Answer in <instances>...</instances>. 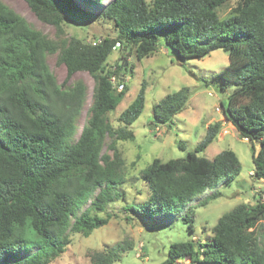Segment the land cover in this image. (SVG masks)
Returning a JSON list of instances; mask_svg holds the SVG:
<instances>
[{
  "label": "trees",
  "instance_id": "obj_1",
  "mask_svg": "<svg viewBox=\"0 0 264 264\" xmlns=\"http://www.w3.org/2000/svg\"><path fill=\"white\" fill-rule=\"evenodd\" d=\"M36 18L56 29L55 39L34 28L0 0V264H42L59 255L71 234L89 237L109 222L108 207L125 197V160L118 141H135L130 126L141 116L147 85L120 114L115 128L107 115L122 102L118 91L128 57L139 60L162 45L179 63L203 59L213 51L228 53L229 64L216 74L218 89L234 85L226 120L242 139L257 143L254 178L264 182V0H239L221 19L229 0H23ZM87 7V8H86ZM89 7V8H88ZM77 20L110 22L116 38L96 45L65 35L64 25ZM121 43L123 65L110 68L108 59ZM56 55L67 71L63 83L48 65ZM95 81L88 119L78 136L88 87L75 74ZM188 87L166 95L152 107V125L172 126L189 101ZM222 124L207 128L202 142L183 158H155L141 171L149 186L147 201L128 204L131 220L159 226L182 219L195 232V207L201 194L221 179H235L241 162L232 150L213 159L201 154L218 138ZM179 148L184 149L182 142ZM153 226V227H154ZM152 230V228H151ZM205 243L171 244L160 264H264V199L241 204L222 215ZM117 244L91 255V264H114L132 250Z\"/></svg>",
  "mask_w": 264,
  "mask_h": 264
},
{
  "label": "rangeland",
  "instance_id": "obj_2",
  "mask_svg": "<svg viewBox=\"0 0 264 264\" xmlns=\"http://www.w3.org/2000/svg\"><path fill=\"white\" fill-rule=\"evenodd\" d=\"M17 13L22 15L36 29L48 37L55 39L56 29L39 21L23 0H1ZM239 0H229L219 9L221 19L228 17ZM109 0H105L106 5ZM87 8V7H86ZM89 8V7H88ZM65 35L76 36L86 43L94 42L104 37L116 38L117 31L110 22L95 20L83 22L72 20L64 25ZM122 46L108 59L110 68L122 66ZM124 60V61H123ZM48 65L63 83L67 77L65 66L59 65L56 55H49ZM229 64L228 53L223 50L213 51L203 59H192L179 63L162 45L157 52L142 60L128 57L125 68L120 73L128 93L117 109L107 115L109 122L115 127H123L119 121L120 114L134 101L143 82L147 91L145 107L141 116L130 126L136 135L135 141H118L117 147L125 160L127 183L122 186L125 197L108 207L111 219L107 225L96 229L89 237L82 234H71L70 243L63 251L42 264H91V255L117 244L129 243L132 250L123 254L120 261L114 264H160L168 256L171 244L195 240L199 244L207 242L212 236V229L219 218L241 204H254L264 199V182L254 178L253 155L258 152L259 145L242 139L230 124L222 111V105L227 104L228 96L235 86H227L222 92L216 83V74ZM83 80L88 87L84 110L77 124L78 136L87 119L88 108L92 104L95 81L87 72L73 76L72 82ZM188 87L190 92L186 109L175 116L172 126L155 127L152 123V107L166 95ZM215 123H221V132L201 155L213 159L224 150L234 151L240 159L239 175L227 182L221 179L215 189L199 195L193 204L206 196L217 192L220 196L206 205L195 207V232L189 231L182 220H171L154 226L148 223L133 221L127 210L128 204L145 202L150 194L149 186L141 180V171L155 158L162 161L183 158L188 152L194 151L204 139L207 128ZM182 142L184 149L179 148ZM154 226V227H153ZM152 228V230H151ZM184 264H190L185 261Z\"/></svg>",
  "mask_w": 264,
  "mask_h": 264
},
{
  "label": "built area",
  "instance_id": "obj_3",
  "mask_svg": "<svg viewBox=\"0 0 264 264\" xmlns=\"http://www.w3.org/2000/svg\"><path fill=\"white\" fill-rule=\"evenodd\" d=\"M102 40H96L93 42L94 45H96L97 43H100ZM121 47V43L117 42L113 48L114 51H117L118 49H120ZM111 82L114 84V87L118 90V91H122L125 88V83L123 81H117L116 77H112L111 78Z\"/></svg>",
  "mask_w": 264,
  "mask_h": 264
},
{
  "label": "clouds",
  "instance_id": "obj_4",
  "mask_svg": "<svg viewBox=\"0 0 264 264\" xmlns=\"http://www.w3.org/2000/svg\"><path fill=\"white\" fill-rule=\"evenodd\" d=\"M122 81H124V80L122 79Z\"/></svg>",
  "mask_w": 264,
  "mask_h": 264
}]
</instances>
